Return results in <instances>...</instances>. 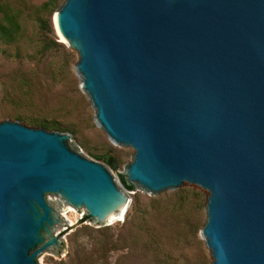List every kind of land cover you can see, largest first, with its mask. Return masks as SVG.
<instances>
[{
    "label": "water",
    "instance_id": "water-1",
    "mask_svg": "<svg viewBox=\"0 0 264 264\" xmlns=\"http://www.w3.org/2000/svg\"><path fill=\"white\" fill-rule=\"evenodd\" d=\"M54 23L97 127L134 153L118 174L70 133L1 119L0 264L67 250L50 199L106 227L130 187L208 194L211 264H264V0H64Z\"/></svg>",
    "mask_w": 264,
    "mask_h": 264
},
{
    "label": "rangeland",
    "instance_id": "rangeland-1",
    "mask_svg": "<svg viewBox=\"0 0 264 264\" xmlns=\"http://www.w3.org/2000/svg\"><path fill=\"white\" fill-rule=\"evenodd\" d=\"M1 1L18 12L19 32L0 37V121L56 126L47 130L70 133L87 154L107 153L117 163L115 172H122L134 149L114 145L93 119L94 109L73 69L77 52L61 39L54 23V10L64 0L53 9L41 7L46 0ZM130 194L135 204L122 220L106 227L95 217L84 220L88 212L76 211L63 197L50 199L49 206L67 224L57 235L67 250L51 252L40 264H211L200 236L208 194L191 187L161 200L139 187ZM194 204L195 211L187 213L186 207Z\"/></svg>",
    "mask_w": 264,
    "mask_h": 264
},
{
    "label": "trees",
    "instance_id": "trees-1",
    "mask_svg": "<svg viewBox=\"0 0 264 264\" xmlns=\"http://www.w3.org/2000/svg\"><path fill=\"white\" fill-rule=\"evenodd\" d=\"M58 0H46L41 4L42 8L45 9H53L57 7ZM18 12L8 5L6 2H2L0 0V37L12 38L15 34L19 32V22H18ZM40 127H44L45 129H56L58 127L53 125H48L46 123L38 124ZM104 155V154H103ZM98 156V155H96ZM133 187H130V190ZM182 204V202H181ZM195 204L186 207V212L191 213L195 211ZM185 208V207H183ZM84 220L89 219V215H84Z\"/></svg>",
    "mask_w": 264,
    "mask_h": 264
},
{
    "label": "bare ground",
    "instance_id": "bare-ground-1",
    "mask_svg": "<svg viewBox=\"0 0 264 264\" xmlns=\"http://www.w3.org/2000/svg\"><path fill=\"white\" fill-rule=\"evenodd\" d=\"M73 210V209H72ZM120 221V220H119Z\"/></svg>",
    "mask_w": 264,
    "mask_h": 264
}]
</instances>
